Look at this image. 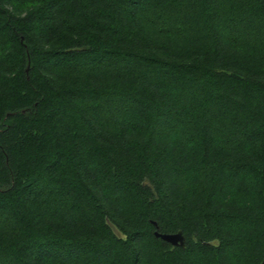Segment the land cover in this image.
Here are the masks:
<instances>
[{"label":"trees","instance_id":"obj_1","mask_svg":"<svg viewBox=\"0 0 264 264\" xmlns=\"http://www.w3.org/2000/svg\"><path fill=\"white\" fill-rule=\"evenodd\" d=\"M218 15L264 0H0V264H262L264 36Z\"/></svg>","mask_w":264,"mask_h":264},{"label":"rangeland","instance_id":"obj_2","mask_svg":"<svg viewBox=\"0 0 264 264\" xmlns=\"http://www.w3.org/2000/svg\"><path fill=\"white\" fill-rule=\"evenodd\" d=\"M238 11H239V8H238ZM227 18L228 17L225 18L226 19V22H225L224 17L218 15L216 17V21H217L216 25L220 29H222L223 27H226L227 29L226 35L231 40L233 39L237 43L248 41L250 37L255 34L264 36V21H262L261 19H258L257 17L251 18V17H246V16H239L230 21ZM198 27L199 26H195V25L190 26V28H193V30L197 29ZM200 33L204 34L202 30L198 31L199 35Z\"/></svg>","mask_w":264,"mask_h":264},{"label":"water","instance_id":"obj_3","mask_svg":"<svg viewBox=\"0 0 264 264\" xmlns=\"http://www.w3.org/2000/svg\"><path fill=\"white\" fill-rule=\"evenodd\" d=\"M153 224L156 226V229L154 231V235L156 237L161 238L162 240L168 242L169 244L173 246H180V247L185 246L186 238L181 231L165 233V232L159 231L157 222L153 221ZM262 264H264V259H263Z\"/></svg>","mask_w":264,"mask_h":264}]
</instances>
